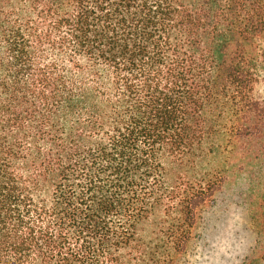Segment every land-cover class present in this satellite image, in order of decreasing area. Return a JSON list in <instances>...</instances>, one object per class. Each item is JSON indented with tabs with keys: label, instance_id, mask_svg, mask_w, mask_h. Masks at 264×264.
Returning a JSON list of instances; mask_svg holds the SVG:
<instances>
[{
	"label": "trees",
	"instance_id": "trees-1",
	"mask_svg": "<svg viewBox=\"0 0 264 264\" xmlns=\"http://www.w3.org/2000/svg\"><path fill=\"white\" fill-rule=\"evenodd\" d=\"M264 0H0V264H178L231 177L264 264Z\"/></svg>",
	"mask_w": 264,
	"mask_h": 264
},
{
	"label": "rangeland",
	"instance_id": "rangeland-1",
	"mask_svg": "<svg viewBox=\"0 0 264 264\" xmlns=\"http://www.w3.org/2000/svg\"><path fill=\"white\" fill-rule=\"evenodd\" d=\"M258 89L264 95V81ZM243 178L231 177L217 193L196 228L197 238L178 264H240L256 240L251 205L244 197L248 184Z\"/></svg>",
	"mask_w": 264,
	"mask_h": 264
}]
</instances>
